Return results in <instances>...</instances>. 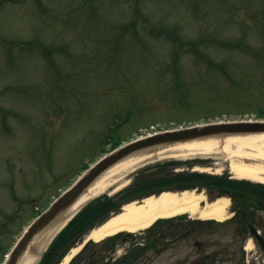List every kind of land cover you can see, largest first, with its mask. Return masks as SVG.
Masks as SVG:
<instances>
[{
  "label": "rangeland",
  "instance_id": "rangeland-1",
  "mask_svg": "<svg viewBox=\"0 0 264 264\" xmlns=\"http://www.w3.org/2000/svg\"><path fill=\"white\" fill-rule=\"evenodd\" d=\"M261 107L264 0H0V264L37 210L80 175L83 161L92 164L152 124L256 117ZM232 158L198 155L175 170L241 179ZM139 170L105 194L122 198ZM203 191L207 204L216 200ZM256 216L264 226V210ZM192 217L91 243L75 264L116 262L127 252V264H198V250L170 239ZM225 231L233 224L192 237L221 239L204 250L222 258L215 264H230Z\"/></svg>",
  "mask_w": 264,
  "mask_h": 264
},
{
  "label": "bare ground",
  "instance_id": "bare-ground-1",
  "mask_svg": "<svg viewBox=\"0 0 264 264\" xmlns=\"http://www.w3.org/2000/svg\"><path fill=\"white\" fill-rule=\"evenodd\" d=\"M221 152L229 154L231 158L238 156L232 158L230 162L235 177L264 182V134L186 141L150 154L130 155L107 169L73 204L62 211L56 220L43 231L38 232L19 264H36L51 239L78 209L98 195L111 189L113 192L121 189L128 183L127 177L142 165L159 159H186ZM243 157L256 161L247 162L241 159ZM203 200H205L204 195L196 190H167L158 195L148 196L142 201H132L125 204L121 212L114 214L104 224L94 228L90 237L100 241L120 231L136 232L150 227L159 218H170L184 213H189L191 216L199 215L202 218H225V207L229 203L227 198H219L205 207H201L200 204ZM77 249V247L74 248L61 264H68Z\"/></svg>",
  "mask_w": 264,
  "mask_h": 264
},
{
  "label": "trees",
  "instance_id": "trees-1",
  "mask_svg": "<svg viewBox=\"0 0 264 264\" xmlns=\"http://www.w3.org/2000/svg\"><path fill=\"white\" fill-rule=\"evenodd\" d=\"M259 116L264 117L263 110ZM181 160H168L140 169L133 183L124 189L122 198L102 195L88 203L57 235L48 251L44 254L40 264H58L66 252L93 227L106 221L112 212H118L121 203L135 198L148 196L163 190L191 188L197 185H207L221 188L226 185L236 193L241 194L247 202L253 205H264V185L253 182H239L228 178L227 175H212L197 171H176L175 167L182 164ZM224 182H226L224 184ZM122 201V202H121ZM120 234L109 237L103 242H112ZM99 244L89 241L85 248L71 261L74 262L82 255L89 244ZM95 264V263H91Z\"/></svg>",
  "mask_w": 264,
  "mask_h": 264
},
{
  "label": "water",
  "instance_id": "water-1",
  "mask_svg": "<svg viewBox=\"0 0 264 264\" xmlns=\"http://www.w3.org/2000/svg\"><path fill=\"white\" fill-rule=\"evenodd\" d=\"M258 134H264V120L226 121L163 131L134 139L116 148L91 166L46 211L35 219L12 249L6 264H19L34 236L56 220L59 214L73 204L100 175L122 159L137 153L150 154L186 141ZM254 232L259 235L256 230ZM262 242L264 244V240Z\"/></svg>",
  "mask_w": 264,
  "mask_h": 264
},
{
  "label": "flooded vegetation",
  "instance_id": "flooded-vegetation-1",
  "mask_svg": "<svg viewBox=\"0 0 264 264\" xmlns=\"http://www.w3.org/2000/svg\"><path fill=\"white\" fill-rule=\"evenodd\" d=\"M226 192H229L228 189H224ZM229 211L232 212L228 219L225 221L226 223L233 224V231H225L222 233V239L227 238V243L222 248L229 256L230 264H264V247L261 245L260 241L251 230H247L246 221L244 220L245 215L248 219H250L252 225H254L261 235L264 237V226L258 224L256 211L249 210L245 203L241 201H234L231 203V207ZM240 212V217H236V213ZM186 220L188 223H186ZM181 220L182 224H185V229L180 228H173L176 231L170 232V239H177L180 238L183 241H186L185 247H189L190 251L194 254L198 250V255H200V259H198V264H215L219 263L222 258H219L217 253L211 252L209 255H204V250L206 247H210L209 244H213L215 247H219L218 245L221 243V239L219 238L218 241L211 243L209 240L205 241L203 238L202 241L198 238L193 239L192 237L196 235L195 233L204 235L207 231L211 232L214 231L219 227V225H223V223H218L213 220ZM224 222V223H225ZM249 227V226H248ZM250 228V227H249ZM198 235V234H197ZM132 236L131 234H125V238ZM230 243H229V241ZM254 243L253 246L250 247L251 243ZM196 247L194 250L193 246ZM212 247V246H211ZM246 250V252H245ZM128 256L131 255L130 252L126 253ZM249 257L251 259H249ZM130 260L129 258H119L116 260L115 263H105V264H127ZM131 264V262L129 263Z\"/></svg>",
  "mask_w": 264,
  "mask_h": 264
}]
</instances>
